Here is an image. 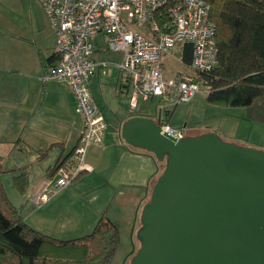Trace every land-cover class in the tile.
<instances>
[{"label":"crops","instance_id":"0c3cea01","mask_svg":"<svg viewBox=\"0 0 264 264\" xmlns=\"http://www.w3.org/2000/svg\"><path fill=\"white\" fill-rule=\"evenodd\" d=\"M39 6L36 7L31 28L14 25L0 16V160L3 168L11 171L2 176L27 173L29 185L21 196L37 202V205L41 194L52 186L54 175L49 176L50 169L70 155L83 128L82 118L75 112V100L66 83L45 80L56 59L55 33ZM105 41L100 36L95 40L92 58L97 67L89 84L90 94L107 126L103 142L87 150L85 162L88 170L56 196L49 198L43 207L52 208L54 201H62L63 196L71 194L70 189L74 188L76 182H90L93 183L90 187L92 190L103 185L109 199L116 197L120 199L119 202L121 199H134V218L138 217L162 169L152 154L131 148L120 138L122 123L134 116L161 118L163 111L167 117L163 124L183 133L191 132L187 136L214 131L219 135L224 134L229 142L241 141L246 146L264 150V140L261 138L264 124L246 120L244 109H241V121L224 122V114L220 113L231 108L203 104V111L209 108L212 113H217L214 109L221 111L218 113L219 125L205 121L200 125H187L185 122L182 127L175 121L179 112L176 109L180 104L168 106L163 98H153L147 102L139 98L137 106L131 109L129 99L132 84L126 74L118 69L122 55L107 50ZM186 69L181 62V47L164 59L167 77ZM154 100L156 106L152 111L150 106ZM140 101L149 107L139 106ZM201 128L204 130L196 134ZM96 181H99V185H95ZM97 195L89 193L88 196L92 198L91 201H97ZM110 206L102 205L97 213L88 210L89 214L65 210L62 216L67 217L66 221L71 223L76 219L77 230L81 231H77L78 235L42 233L58 239L81 237L88 234L101 217L115 223V219L109 215ZM137 230L134 223L131 239ZM131 254L132 251L122 264L128 263Z\"/></svg>","mask_w":264,"mask_h":264},{"label":"water","instance_id":"95a60500","mask_svg":"<svg viewBox=\"0 0 264 264\" xmlns=\"http://www.w3.org/2000/svg\"><path fill=\"white\" fill-rule=\"evenodd\" d=\"M160 118L120 127L163 168L140 212L129 264H264V152L214 132L174 138Z\"/></svg>","mask_w":264,"mask_h":264},{"label":"built area","instance_id":"2783aa9c","mask_svg":"<svg viewBox=\"0 0 264 264\" xmlns=\"http://www.w3.org/2000/svg\"><path fill=\"white\" fill-rule=\"evenodd\" d=\"M55 33L56 59L45 80L65 82L75 100V112L83 128L70 155L61 160L52 186L39 202L69 186L88 170L87 150L103 142L106 123L89 91L97 64L92 56L98 36L105 47L121 53L118 69L132 84L130 108L138 99L163 98L166 105L189 103L206 89L197 73L216 64L215 27L209 21V8L201 0H37ZM185 43L193 46L188 70L167 77L164 59ZM161 130L174 138L182 130L161 123Z\"/></svg>","mask_w":264,"mask_h":264},{"label":"trees","instance_id":"16d2710c","mask_svg":"<svg viewBox=\"0 0 264 264\" xmlns=\"http://www.w3.org/2000/svg\"><path fill=\"white\" fill-rule=\"evenodd\" d=\"M201 1L209 8L217 50L215 66L196 74L206 89V104L244 109L246 120L264 124V0ZM192 52V44L181 46V62L187 68ZM58 164L49 176L55 175ZM6 173L11 171L5 170L0 160V264L111 263L119 245L114 222L101 217L88 234L73 239L46 235L19 216L2 182ZM12 184L24 195L29 185L27 173L13 176Z\"/></svg>","mask_w":264,"mask_h":264},{"label":"rangeland","instance_id":"374dc122","mask_svg":"<svg viewBox=\"0 0 264 264\" xmlns=\"http://www.w3.org/2000/svg\"><path fill=\"white\" fill-rule=\"evenodd\" d=\"M37 6H39L37 0H0V16L4 17L6 20H9V22H12L14 25L20 24V26L22 25L25 28H31ZM183 73L192 74L188 69L184 70ZM202 90L203 87L200 88V91ZM205 96L206 95L203 92H199L193 97V99L189 103L180 104L177 107L176 111H179L177 116L175 117V121L178 123L177 125L182 127L183 123L185 122L187 123V125H200L201 122L203 123L204 121L209 124L212 123L211 125H219L218 123L220 121V118L218 117V113L221 111H219L218 109H214L217 113H212L209 111L210 108L207 111H203V104H206L204 99ZM141 105L146 108L149 107L146 103H142L140 101L139 106ZM155 106L156 101L154 100L151 103L150 109L154 111ZM137 110L138 109H136V111ZM136 111L134 110V112ZM241 112H243L241 109H229L225 112L222 111L220 114H224V117L221 116V118L223 117L224 122L229 121L236 123L237 121H241ZM155 119H157V117ZM242 119L244 120V117ZM166 120L167 117L162 111L160 121L163 124L166 123ZM254 126L256 127L257 125ZM261 129V138L264 140V126H262ZM202 130L204 129L201 128L197 130L196 134H199ZM189 134H191V132H184V137ZM223 135L220 134L219 137L223 141L229 142L230 140ZM233 144L242 147H250L246 146V144L244 143H241V141H237ZM262 151L264 152V150ZM159 164L162 169L163 164ZM1 178L9 200L16 208L19 216L30 227L35 228L37 230L40 229L39 231H45L47 233H50L51 235H57L60 233H71L73 235H78L77 233H81V231L77 230L78 228L76 226V219L74 218L73 222L71 223L69 221H66L67 217L62 216V213L65 210L67 211V209H70L69 211H67L70 212L72 209L78 213L87 212L89 214V211H99L102 205L111 204L108 211L109 215H112V218L115 219V223H117L120 229V241L117 251L110 264H122L124 259H126L128 255H130L131 251V255L133 256L139 248V243L136 239V232L135 234H133L134 237L131 239V233L134 223L137 228L140 227V215L134 218L132 208V205L135 201L134 199H121V202H119L120 199L116 197L110 199L107 198V192L105 191L103 185L99 187L97 186L96 188L93 187V189L96 190H92L90 187L93 185V183L76 182L77 184L75 183L74 188L70 189L71 194L63 196L61 198L63 199L62 201H54L51 204L52 208H47L46 206L43 207V205H45L46 203L41 204L38 201L39 204L37 205V202L27 200L25 196L22 197L13 187L11 174L2 176ZM95 185H99V181H96ZM61 191H59L58 193H60ZM58 193L54 194L52 198ZM89 193L98 194L96 197L97 201H91L92 198L88 196ZM71 199H73V202L71 201ZM147 200L148 198H146L145 201ZM41 206L43 209L41 208ZM103 210L105 211V208ZM83 216L86 217L85 215ZM129 261L127 264H129Z\"/></svg>","mask_w":264,"mask_h":264}]
</instances>
